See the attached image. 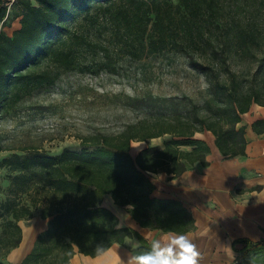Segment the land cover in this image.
<instances>
[{
	"label": "trees",
	"instance_id": "trees-1",
	"mask_svg": "<svg viewBox=\"0 0 264 264\" xmlns=\"http://www.w3.org/2000/svg\"><path fill=\"white\" fill-rule=\"evenodd\" d=\"M82 16L103 30L104 40L95 43L71 30ZM164 50L183 53L204 75L209 98L172 122L132 125L117 137H86L82 142L94 147L91 151L14 154L17 160L11 163L2 158L14 173L12 191L19 196L0 204V250L19 245L20 220L33 217L41 202L46 203L40 216L47 219V229L20 264H67L75 247L96 254L98 246L106 249L125 236H137L149 249L150 243L133 229L114 228L117 217L100 206L104 195L119 206L132 205L130 214L144 226L190 224L185 209L171 214L174 201L149 198L152 184L145 172L176 176L195 163L206 165L209 146L193 138L196 132H211L223 156L245 154L241 115L253 104L264 107V0H12L10 6L0 0V117L34 89L52 85L61 72L115 73L120 56L139 59ZM85 51L90 61L82 58ZM248 58L255 64L249 80L248 71L235 69ZM251 126L264 132V119ZM165 134L171 137L163 148L148 146L135 157L130 154L132 141ZM93 243L96 249L90 251ZM251 247L261 249L264 240L249 244L236 264Z\"/></svg>",
	"mask_w": 264,
	"mask_h": 264
},
{
	"label": "rangeland",
	"instance_id": "rangeland-1",
	"mask_svg": "<svg viewBox=\"0 0 264 264\" xmlns=\"http://www.w3.org/2000/svg\"><path fill=\"white\" fill-rule=\"evenodd\" d=\"M5 2L10 6L12 0ZM70 28L92 42L104 40L103 30L92 26L86 17L72 22ZM82 55L88 61L92 58L88 51ZM94 57L99 60L100 55ZM235 69L248 71L249 80L255 64L251 58L242 59ZM209 96L206 78L179 51L164 50L139 59L120 56L115 73L105 69L97 74L61 72L52 85L34 89L0 117V204L8 197L19 196L12 191L16 188L14 173L8 164L1 163L2 158L11 163L17 160L14 154L21 158L62 150L91 151L94 147L82 142L86 137H117L132 125L149 126L158 120L172 122L184 118L193 107L202 106ZM170 137L165 134L145 143L164 147ZM22 200L28 201L29 197L23 194ZM45 204L41 202L34 209V216L20 220L19 224H46L40 216ZM4 253L0 250L1 256Z\"/></svg>",
	"mask_w": 264,
	"mask_h": 264
},
{
	"label": "crops",
	"instance_id": "crops-1",
	"mask_svg": "<svg viewBox=\"0 0 264 264\" xmlns=\"http://www.w3.org/2000/svg\"><path fill=\"white\" fill-rule=\"evenodd\" d=\"M258 119H264V107L257 104H253L248 112L241 115L238 126H245L246 139L243 155L223 156L211 132H196L193 138L203 140L209 146L206 165L195 163L176 176L163 170L145 172L152 184L149 198L174 201L176 206L171 214L185 209L191 215L190 224L154 222L144 226L132 217L127 206L116 204L126 214L116 215L105 200L110 195L105 194L100 206L117 217L114 228H131L150 244L151 240L162 239L169 233L186 234L202 254L200 264L239 262L238 255L249 244L264 240V132L258 134L251 126ZM145 142H131L132 157L148 147ZM180 148L190 150L192 146L183 145ZM152 174H162L163 181L153 183ZM151 219L154 220V216ZM19 225L22 229L21 242L0 255V264H20L31 251L38 234L47 229V222ZM92 245L94 248H90V251L96 249V244ZM74 250L67 264H119L120 259L126 261L128 256L146 249L141 246L137 236H125L121 243H111L104 255L80 252L77 247ZM250 250L242 255L244 260L241 264H264V247H251Z\"/></svg>",
	"mask_w": 264,
	"mask_h": 264
},
{
	"label": "clouds",
	"instance_id": "clouds-1",
	"mask_svg": "<svg viewBox=\"0 0 264 264\" xmlns=\"http://www.w3.org/2000/svg\"><path fill=\"white\" fill-rule=\"evenodd\" d=\"M163 179L162 174H152L153 183H159ZM105 200L115 210L116 215H126L116 206L113 197H105ZM127 207L128 209L133 208L132 205H128ZM96 251L98 255L106 253L103 246H98ZM201 259L202 254L200 250L188 235L169 233L162 239L151 240L149 249L135 252L128 256L126 261L120 259L119 264H200Z\"/></svg>",
	"mask_w": 264,
	"mask_h": 264
}]
</instances>
